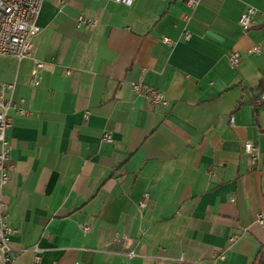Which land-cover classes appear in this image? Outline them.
Masks as SVG:
<instances>
[{
    "label": "crops",
    "instance_id": "crops-1",
    "mask_svg": "<svg viewBox=\"0 0 264 264\" xmlns=\"http://www.w3.org/2000/svg\"><path fill=\"white\" fill-rule=\"evenodd\" d=\"M36 24L29 59L0 58V87L29 112L6 133L11 264H262L264 0H45Z\"/></svg>",
    "mask_w": 264,
    "mask_h": 264
},
{
    "label": "built area",
    "instance_id": "built-area-1",
    "mask_svg": "<svg viewBox=\"0 0 264 264\" xmlns=\"http://www.w3.org/2000/svg\"><path fill=\"white\" fill-rule=\"evenodd\" d=\"M45 0H0V58H13L18 62L29 59L32 54V41L40 32L36 24V19L40 13L41 6ZM57 5L63 6L69 0H54ZM114 4L130 8L136 0H108ZM200 0H186L189 8H195ZM255 11L252 8L247 9L240 18L239 25L244 31L254 27ZM95 24V21L79 16L76 20L77 28L88 29ZM186 38L188 36L186 35ZM166 45H171L168 39H163ZM231 67L236 68L240 62V54L232 52L228 56ZM35 70L32 72L31 85L37 87L41 81L42 69L40 62L34 61ZM132 91L138 96H143L153 107H166L167 101L164 96L154 88L146 87L141 84H132ZM14 84H6L0 87V264H11L15 256L11 249V238L16 231L11 228L7 221L5 206L2 202V190L8 185L11 173L14 171V165L9 159L10 145L6 133L11 127L10 112L14 111L19 116H28L29 112L16 106L11 99ZM264 98L257 101L258 105H263ZM264 114V107H263ZM87 114H85V118ZM103 141L110 143L109 136L104 135ZM243 153L249 159L250 165L255 167L259 161V152L257 147L251 142L243 144ZM256 224L264 227V213L256 218ZM87 231V228L83 230ZM237 237L230 239L235 242ZM219 259H223L222 256ZM38 264V259L35 260Z\"/></svg>",
    "mask_w": 264,
    "mask_h": 264
},
{
    "label": "water",
    "instance_id": "water-1",
    "mask_svg": "<svg viewBox=\"0 0 264 264\" xmlns=\"http://www.w3.org/2000/svg\"><path fill=\"white\" fill-rule=\"evenodd\" d=\"M262 264H264V261L262 262Z\"/></svg>",
    "mask_w": 264,
    "mask_h": 264
}]
</instances>
